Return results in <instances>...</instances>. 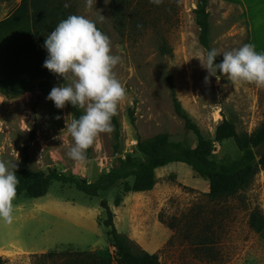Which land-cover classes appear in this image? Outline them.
<instances>
[{
	"label": "rangeland",
	"instance_id": "obj_1",
	"mask_svg": "<svg viewBox=\"0 0 264 264\" xmlns=\"http://www.w3.org/2000/svg\"><path fill=\"white\" fill-rule=\"evenodd\" d=\"M73 2L76 15L96 22L111 40V54L121 57L114 72L127 98L115 116L121 133L119 152L113 150V134H101L87 151L89 162L77 167L67 156L73 141L66 121H50L40 93L18 98L0 94V160L17 164L18 170L26 148L29 170H56L93 182L115 167L118 157L141 159L138 139L166 134L171 141L194 147V135L172 110L168 74L178 100L205 137L214 138L222 119L247 133L264 123V88L233 85L226 75L209 76L202 67L206 51L198 41L194 14L199 0H164L159 6L149 0H127L121 32L114 27L110 0H94L90 9L86 0ZM206 11L212 49L223 54L249 44L248 28L237 6L207 0ZM100 15L105 17L102 22ZM163 47L170 52H163ZM259 48L264 50V45ZM217 58L222 61V56ZM75 110L79 118L83 110ZM239 155L233 141L226 140L216 143L213 159L220 162ZM155 176L152 190L125 194L119 207L113 206V199L121 194V185L91 197L72 185L54 182L41 198L16 197L12 223L0 220V256L5 264H59L56 258L40 256L64 251L97 252L112 258L107 229L99 223L105 219L100 207L105 200L119 233L127 228L128 216L141 217L145 226L152 227L142 244L149 252L158 251L161 264L264 263V238L248 225L253 209L264 218V170L258 171L246 190L220 201L207 197L208 182L183 163L157 169ZM17 242L22 251H13Z\"/></svg>",
	"mask_w": 264,
	"mask_h": 264
},
{
	"label": "trees",
	"instance_id": "obj_2",
	"mask_svg": "<svg viewBox=\"0 0 264 264\" xmlns=\"http://www.w3.org/2000/svg\"><path fill=\"white\" fill-rule=\"evenodd\" d=\"M65 3L70 6L65 8ZM127 3V0H110L113 24L119 32L124 27ZM30 7L33 26L43 38H46L60 21L69 15H76L73 0H30ZM206 7L207 0H199L194 14L199 28L198 41L207 52L212 48L209 45L210 23ZM96 26L102 31L97 23ZM163 52L170 51L163 47ZM216 63H220L218 58ZM219 75L218 72L217 76ZM57 80L60 84L64 83L62 78L57 77ZM167 84L172 110L182 121L184 128L194 135L196 139L194 147L171 141L166 134H157L146 140L138 139L136 147L142 156L141 159L130 155L118 157L117 165L93 182L56 170H48L46 173L31 171L28 167L27 149L24 148L20 168L16 170L19 180L17 197L41 198L48 193L54 182L72 185L77 191L91 197L121 185V194L113 199V206L119 207L125 194L152 190L156 183L155 171L172 163L187 165L197 176L207 181L209 186L207 197L212 201L224 200L246 190L258 171L264 170V123L247 133L238 132L233 122L222 119L215 128L214 138L205 137L178 100L171 74L167 75ZM128 112L130 123L133 124L132 110ZM112 125L115 142L113 150L118 153L121 133L116 117H113ZM226 140L233 141L240 155L236 158L226 157L217 162L213 159L216 143ZM100 207L105 212V219L99 223L107 229L109 245L113 249L112 258L102 253L86 251L48 252L40 257L56 258L59 264H161L156 253L146 252L126 235L117 231L114 214L107 201L101 200ZM248 225L254 233L264 238V218L259 210L253 209L249 213ZM0 264H5V259L1 256Z\"/></svg>",
	"mask_w": 264,
	"mask_h": 264
},
{
	"label": "clouds",
	"instance_id": "obj_3",
	"mask_svg": "<svg viewBox=\"0 0 264 264\" xmlns=\"http://www.w3.org/2000/svg\"><path fill=\"white\" fill-rule=\"evenodd\" d=\"M149 2L159 6L164 0ZM93 3L94 0H86V7L92 8ZM104 19L100 15L99 20ZM44 47L48 56L43 67L64 81L51 89L47 99L57 109L71 104L83 110L79 118L69 121L65 117L66 131L73 141L67 156L79 167L89 162L87 151L99 142L101 134L113 132L112 119L118 114L119 104L127 98L126 88L114 72L121 57L111 54L110 38L83 15H69L60 21L45 38ZM218 56H222L220 63H216ZM200 61L209 76L219 72L233 85L264 88V53H258L250 43L223 54L213 48ZM16 170L17 164L0 160V220L8 224L13 221V201L19 184Z\"/></svg>",
	"mask_w": 264,
	"mask_h": 264
},
{
	"label": "crops",
	"instance_id": "obj_4",
	"mask_svg": "<svg viewBox=\"0 0 264 264\" xmlns=\"http://www.w3.org/2000/svg\"><path fill=\"white\" fill-rule=\"evenodd\" d=\"M219 1L233 4L242 11L249 43L255 46L258 53H264L259 48L264 45V0ZM44 41L45 38L33 26L30 0H0V94L7 98H18L29 93H40L49 110L50 121L61 122L66 116L71 120L76 118V110L71 104H67L64 109H57L47 99L54 86L63 84L43 67L48 56ZM126 221L127 228L120 233L145 250L142 243L152 227L145 226L141 217L128 216ZM114 224L116 226L115 219ZM157 224V220H154V231L157 230ZM15 250L22 251L18 242ZM157 252L152 250L149 253Z\"/></svg>",
	"mask_w": 264,
	"mask_h": 264
},
{
	"label": "water",
	"instance_id": "obj_5",
	"mask_svg": "<svg viewBox=\"0 0 264 264\" xmlns=\"http://www.w3.org/2000/svg\"><path fill=\"white\" fill-rule=\"evenodd\" d=\"M263 145H264V143H263ZM263 152H264V148H263Z\"/></svg>",
	"mask_w": 264,
	"mask_h": 264
}]
</instances>
